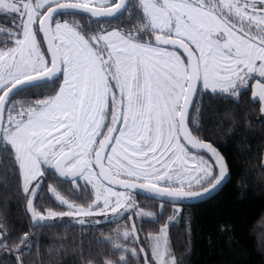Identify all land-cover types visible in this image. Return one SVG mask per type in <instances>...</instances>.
I'll use <instances>...</instances> for the list:
<instances>
[{"label":"snow or ice","instance_id":"snow-or-ice-1","mask_svg":"<svg viewBox=\"0 0 264 264\" xmlns=\"http://www.w3.org/2000/svg\"><path fill=\"white\" fill-rule=\"evenodd\" d=\"M217 100L264 124V0H0V165L32 227L131 221L101 235L103 259L81 248L80 264H182L176 214L230 174L204 124ZM44 195L67 210L38 207ZM10 231L0 220V249L25 264L31 233L9 243Z\"/></svg>","mask_w":264,"mask_h":264},{"label":"trees","instance_id":"trees-1","mask_svg":"<svg viewBox=\"0 0 264 264\" xmlns=\"http://www.w3.org/2000/svg\"><path fill=\"white\" fill-rule=\"evenodd\" d=\"M29 91L45 92L47 86ZM213 104L214 111L205 108L204 124L209 130L206 134L226 156L230 177L210 199L182 206L183 211L176 214L169 229L170 246L182 264H264V124L258 113L245 123L238 106L230 101L217 100ZM233 113L236 120L230 123ZM135 199L148 210H159L158 201L138 195ZM36 205L66 210L47 195L37 198ZM169 214L166 211L164 216ZM4 219L11 229L9 243H18L17 237L25 231L31 233L30 250L23 254L25 264H80L81 248L85 255L103 259L110 245L99 242L101 235L114 236L115 223L121 221L83 226L76 222H48L33 228L23 197L16 191L7 157L0 165V220ZM224 221L232 224L230 233L219 231L218 225ZM159 223L146 218L139 221L138 227L143 224L145 230H151L158 228ZM0 262L15 264V253L9 256L0 249Z\"/></svg>","mask_w":264,"mask_h":264},{"label":"rangeland","instance_id":"rangeland-1","mask_svg":"<svg viewBox=\"0 0 264 264\" xmlns=\"http://www.w3.org/2000/svg\"><path fill=\"white\" fill-rule=\"evenodd\" d=\"M67 210V209H66ZM65 210V211H66ZM96 219H100V218H94V220ZM103 219L107 220V221H114L116 219H121V221L115 223V228L116 230L120 229L122 230V226L125 224V223H131V221L129 220V217L127 215L123 216L122 218H115L113 217V215L111 213H108L105 217H103ZM140 219L137 218L136 219V225L138 227V223H139ZM176 221V217H175V220L173 221V223H175ZM81 223V222H78L76 220H74L73 218L71 217H62V218H56L55 222H52V223H63V224H70V223ZM85 224V223H84ZM86 224H90V225H96V224H100V223H95L93 221H89V222H86ZM264 228V227H263Z\"/></svg>","mask_w":264,"mask_h":264},{"label":"water","instance_id":"water-1","mask_svg":"<svg viewBox=\"0 0 264 264\" xmlns=\"http://www.w3.org/2000/svg\"><path fill=\"white\" fill-rule=\"evenodd\" d=\"M229 177H230V174L229 176L224 180V182L218 187L216 188L214 191H210L207 195L205 196H201L199 198H196V199H192V200H189V201H185L184 204L182 206H186V205H191V204H195V203H199V202H202V201H205L207 199H210L211 197H213L215 194H217L219 192V190L228 182L229 180ZM135 195H138V196H142V197H145V198H150V196H147V195H144L141 193L140 190H137ZM155 201H158V200H155ZM159 202V201H158ZM31 223L33 224V221H31ZM42 224V223H41ZM40 225V224H39Z\"/></svg>","mask_w":264,"mask_h":264}]
</instances>
